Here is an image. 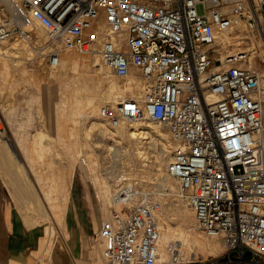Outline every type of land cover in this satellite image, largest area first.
Returning a JSON list of instances; mask_svg holds the SVG:
<instances>
[{
	"label": "built area",
	"instance_id": "built-area-1",
	"mask_svg": "<svg viewBox=\"0 0 264 264\" xmlns=\"http://www.w3.org/2000/svg\"><path fill=\"white\" fill-rule=\"evenodd\" d=\"M202 5L203 10L198 9ZM0 17V43H34L46 31L51 67L62 52L97 56L126 81L146 82L143 97L105 102V126L150 120L175 143L168 173L193 207L197 228L238 252L229 264H264V91L249 51H227L257 21L264 0H17ZM117 207L97 232L105 264H182L177 246L160 261V203L119 180ZM199 264H218L199 263Z\"/></svg>",
	"mask_w": 264,
	"mask_h": 264
},
{
	"label": "rangeland",
	"instance_id": "rangeland-1",
	"mask_svg": "<svg viewBox=\"0 0 264 264\" xmlns=\"http://www.w3.org/2000/svg\"><path fill=\"white\" fill-rule=\"evenodd\" d=\"M198 9L202 11V5H199ZM259 25L264 27V19ZM259 25L256 21L253 25L249 24L247 30H238L236 33L234 32L230 37L231 40H241L242 43L240 45L230 43L227 51H249V54L254 56V67L262 75L264 80V40ZM40 30L41 29H38L36 26L33 37L36 38L37 41V44L36 42L34 44L41 47V54H37V52L34 53L33 50L36 51L37 49L32 47L33 45H30L31 43L29 42L19 43L17 45L19 47L14 50H11L12 48L10 47L14 46L17 43L16 41L0 43V46H2L4 50H11L7 56L0 55V125L6 128L7 134H9L10 130H14L9 127L13 128L15 126L18 130L30 126L31 129L35 130H49L51 132L62 133L63 135L70 134L69 136L73 137V141H68V147L72 145V154L58 155L60 158L58 161L62 164V162L65 163L66 160L68 162L67 166L73 167L76 185L74 187L75 198L78 200V205L82 206V203L87 202L92 209H98L101 207L104 216V202L99 197V187L93 184L89 168L83 163V157L88 158V153L91 152V162L96 163L95 167L97 173L101 176L103 181L108 180V177L106 176L107 170L114 165L113 157L108 154V149L103 146V140L97 139V134H93L92 136L88 134L85 114H77L75 112L77 111L79 104L76 96L73 94L74 90L70 91L67 85L70 80L74 81L71 86L75 89L77 87L75 81L79 82V80H82V76L91 75L94 87H98L96 86L97 84L100 85L98 87V93H96L97 95L106 88L105 80L100 73H98V69L95 66H92L94 65V56L83 54L76 50L66 54H64L63 51L61 57V60L68 57H80L79 61L81 66L76 72L72 71L71 66L65 70H62L61 68L53 69L49 64V57L47 55L49 47L46 48L45 45L42 46L47 40L45 39L47 38L45 37L46 31L43 30L45 31L43 35L39 32ZM31 49L33 53L30 52ZM30 53H32V55ZM85 56L89 58V67H82V64L85 63ZM34 69L42 70L41 80L36 82L33 80V78H35L33 75ZM40 81L41 85L39 84ZM59 86L62 90L57 92ZM262 89L264 91V84ZM87 95L88 93L80 92L78 93V98L85 101ZM97 96L99 97V95ZM120 142L122 143L123 141L121 140ZM123 145H125V143ZM147 150L148 153L145 160L138 157L132 161V165L126 164L127 162L123 163L125 169L124 173L126 175L122 177V179H125V182H133L137 184V187L145 189L153 199L154 191L159 190L161 186L159 184V175L157 173L159 168L158 156L161 151V144H154L152 146L148 145ZM40 158L44 159L46 156H41ZM131 159L129 158L128 160ZM164 171L167 172L166 167L164 168ZM119 178L121 179V177H118L115 180L116 183ZM82 179L88 184L86 187L87 193L84 197L81 195L82 187L80 186V183ZM115 190L116 189H113V192H115ZM50 204L51 206H58L59 203L50 202ZM52 209L54 210L55 208ZM59 210L60 208H58V211ZM191 215L194 217L193 212ZM105 220H107V218L102 217L99 220L100 224ZM93 221L94 219L92 215L88 222L92 224ZM39 222L44 223L46 226L52 225L55 228L57 232L56 236L60 241L62 238H66L65 230L61 224H58L57 218H41L39 219ZM196 226L195 223V228H193L195 232H201ZM171 243H175L177 248L182 251L184 257V259H182V264L212 262L229 264L231 261L239 259L238 252L228 249L226 245L218 253H214L210 249L199 247L195 243L189 245L180 244L177 243V241H172ZM170 244L167 247V251H170ZM193 249L196 251V256L193 254ZM99 250H102V246H99ZM98 260V262L101 261L100 264H104L100 257Z\"/></svg>",
	"mask_w": 264,
	"mask_h": 264
},
{
	"label": "crops",
	"instance_id": "crops-1",
	"mask_svg": "<svg viewBox=\"0 0 264 264\" xmlns=\"http://www.w3.org/2000/svg\"><path fill=\"white\" fill-rule=\"evenodd\" d=\"M33 75L35 82L41 80L42 70L34 69ZM10 129L8 145L0 144V264H98L101 207L78 205L73 167L58 161V155L72 154L68 141L73 137L30 126ZM87 185L82 179V197ZM41 218H57L68 241H60Z\"/></svg>",
	"mask_w": 264,
	"mask_h": 264
},
{
	"label": "bare ground",
	"instance_id": "bare-ground-1",
	"mask_svg": "<svg viewBox=\"0 0 264 264\" xmlns=\"http://www.w3.org/2000/svg\"><path fill=\"white\" fill-rule=\"evenodd\" d=\"M16 4L17 0H0V17L7 16L9 18H12L16 16ZM263 19L264 15L259 13L257 16L258 25L262 22ZM236 22L239 29L242 30L244 29V27H246L245 20L238 19ZM34 23L38 27V29H41L39 32L43 34L45 31H43L44 29L42 28V26L38 22ZM250 23L253 25L252 21ZM259 29L261 30L264 40V27H261L259 25ZM45 37H47V34ZM230 37L231 35L227 36V34L222 36V38H229L228 41L230 43H234L235 45H240L242 43L241 40L233 41ZM18 44L19 43H16L14 46H11V50L17 49V47H19L17 46ZM11 50H4L3 47L0 46V55L7 56ZM40 50L33 51L34 53L37 52L38 54L40 53ZM33 51L32 49L30 50V52L32 53ZM65 51L73 52V50ZM32 53L30 54L32 55ZM86 56L84 57L85 63L82 64V67H89V58ZM79 58H63L57 68H52H61L62 70H65L71 66L72 71L76 72L81 66ZM249 60L250 65L255 68L254 56H250ZM92 66H95L98 69V73H100V75L104 78L106 84V88L102 92L97 94L99 95V97L96 95V93H98L97 91L100 85L97 84L96 86L98 87H94V85L92 84L91 75L82 76V80H79V82L75 81V84L77 83V87L75 89H73V86H71L73 85L72 83H74V81L70 80L67 86L70 91L74 90L73 94L76 96L77 102L79 104V107L75 112L77 114H85L88 134L90 136H92L93 134H97V139L103 140V146L108 149V154L113 157L114 165L108 168L106 175L108 177V180L106 181H103L101 176L97 173L95 167L96 163L91 162V152L88 153L89 159L87 157H83V163H85L89 168L93 184L99 187L98 194L100 199H102V201L104 202L105 215L103 217L109 219V217L111 216V209L114 206H117L115 194L118 189V183H116L115 180L118 177H121V179L119 178V180H123L122 177L126 175L124 173L125 169L123 163L127 162L126 164L132 165V161H134L138 157L145 160L147 158L148 145L152 146L154 144H161V151L158 156L159 168L157 172L159 175V184L161 186L159 190L154 191L153 196V199L155 201H158L161 205L159 211L156 213V217L160 227V261L165 262L171 259V252L174 250V246H176L175 243H171L172 241H177V243L186 245L195 243L199 247H206L212 252L218 253L223 247H225L224 241H222L221 237L219 236L211 237L206 235L202 231V233L199 231L198 233L197 231L195 232L193 228H195V223L197 225V221L193 207L181 194L177 181L168 173V170L167 172L164 171V168L168 167V161L171 158L172 152L175 147L172 136L169 130L165 129V125H161L160 123L150 120H142L133 123H123L117 128H111L109 126H105L103 121L99 117L100 107L107 101H113L119 98H125L127 96L136 98L143 97V95L145 94V87L147 83L144 82L141 78H137L134 76L128 77L126 81L121 80L119 77L115 76L111 72V70L102 66L99 63L97 56H94V65ZM262 83L264 84V80L262 81ZM60 90H62V88L59 86L57 92H59ZM80 92L88 93L85 101H83L81 98H78V93ZM262 113L264 119V106L262 108ZM6 134V128L0 125V142H2L0 144L8 145V141L5 138L8 134ZM121 140L123 141V144L125 143V145L120 142ZM129 158L132 159L128 160ZM113 189H116L115 192H113ZM192 212L194 214V217H192L191 215ZM98 243L101 246L99 240ZM169 244L170 251H167V247ZM192 251L196 256V251L194 249ZM179 253L182 255L181 257H183L182 251H180ZM99 256L103 263L104 260L102 256V250H100ZM100 263L101 261L98 262V264Z\"/></svg>",
	"mask_w": 264,
	"mask_h": 264
}]
</instances>
